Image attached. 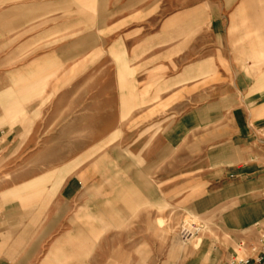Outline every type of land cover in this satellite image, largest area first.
<instances>
[{
    "label": "crops",
    "instance_id": "obj_1",
    "mask_svg": "<svg viewBox=\"0 0 264 264\" xmlns=\"http://www.w3.org/2000/svg\"><path fill=\"white\" fill-rule=\"evenodd\" d=\"M57 70H65L71 83L99 70L107 74L100 96L92 90L85 102L107 108L113 123L132 116L140 124L135 137L150 139L155 158L144 168L135 163L128 181L139 197L153 204L151 195H160L173 205L175 190L188 193L192 175L217 171L214 185L221 184L223 172L231 179L235 192L226 199L222 218L233 239L223 252L206 253L200 264L229 260L239 255L240 235L254 230L259 235L264 225V0H0V101L12 93L13 100H25L19 105L27 122L44 121L46 108L57 106L64 90L57 92ZM4 105L0 102V118L12 121L7 110L2 116ZM155 124H161L158 130ZM142 155L136 153V161ZM67 181L60 198L71 203L80 183ZM54 226L50 221L23 244L3 241L7 228L0 226V264H59L55 252L64 244L57 239L39 256ZM256 244L248 240L243 256L255 257Z\"/></svg>",
    "mask_w": 264,
    "mask_h": 264
},
{
    "label": "rangeland",
    "instance_id": "obj_2",
    "mask_svg": "<svg viewBox=\"0 0 264 264\" xmlns=\"http://www.w3.org/2000/svg\"><path fill=\"white\" fill-rule=\"evenodd\" d=\"M62 72L57 70V92L64 90L57 106L46 108L44 121L27 122L26 109L19 105L25 100H13L12 93L0 101L5 104L2 116L7 110L12 120L0 118V226L7 228L3 241L14 238L23 244L53 221V233L45 236L39 256L57 239L64 244L55 252L59 264H70V258L78 264H200L213 248L226 250L233 238L223 228L228 221L222 215L235 189L225 172L219 185L213 184L217 171L190 176L188 193L182 196V189L175 190L173 205L160 195H151L153 204L139 197L128 181L135 163L144 168L155 158L150 139L135 137L140 124L132 116L113 123L107 108L85 102L92 90L100 96L97 90L107 74L99 70L71 83L70 75ZM160 126L155 124L156 130ZM111 130L115 133L106 136ZM140 151L142 158L136 161ZM75 178L80 183L77 194L65 203L59 190ZM57 214L63 219L57 220ZM69 230L74 233L65 235ZM240 236L237 256L246 252L248 240L258 241L255 230Z\"/></svg>",
    "mask_w": 264,
    "mask_h": 264
},
{
    "label": "built area",
    "instance_id": "obj_3",
    "mask_svg": "<svg viewBox=\"0 0 264 264\" xmlns=\"http://www.w3.org/2000/svg\"><path fill=\"white\" fill-rule=\"evenodd\" d=\"M262 132L264 133V129ZM251 251L253 253L257 251L255 257L235 255L220 264H264V225L260 226L257 244Z\"/></svg>",
    "mask_w": 264,
    "mask_h": 264
}]
</instances>
